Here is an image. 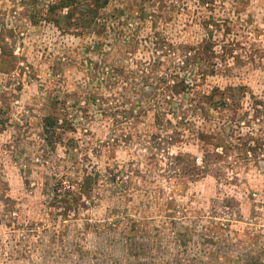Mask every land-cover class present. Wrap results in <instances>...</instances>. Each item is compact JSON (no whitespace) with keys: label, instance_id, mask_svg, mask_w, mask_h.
Returning <instances> with one entry per match:
<instances>
[{"label":"rangeland","instance_id":"374dc122","mask_svg":"<svg viewBox=\"0 0 264 264\" xmlns=\"http://www.w3.org/2000/svg\"><path fill=\"white\" fill-rule=\"evenodd\" d=\"M0 264H264V0H0Z\"/></svg>","mask_w":264,"mask_h":264},{"label":"trees","instance_id":"16d2710c","mask_svg":"<svg viewBox=\"0 0 264 264\" xmlns=\"http://www.w3.org/2000/svg\"><path fill=\"white\" fill-rule=\"evenodd\" d=\"M73 1V0H72ZM69 4L71 3V2H68ZM64 6V5H63ZM68 6V5H67ZM49 119V118H48ZM92 177L91 176H89V177H87L86 178V180H85V182H86V184L88 185L89 183L91 184L92 183ZM88 195H89V193H87V192H83L82 193V195L80 196V197H74V195L72 196V202H73V204L72 203H70L71 204V206L72 207H74L75 208V210L76 211H78V210H80L79 209V207L81 206L82 207V200H83V198L84 197H88Z\"/></svg>","mask_w":264,"mask_h":264}]
</instances>
